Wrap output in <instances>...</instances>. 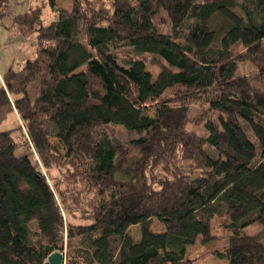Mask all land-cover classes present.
Returning <instances> with one entry per match:
<instances>
[{
    "label": "trees",
    "instance_id": "trees-1",
    "mask_svg": "<svg viewBox=\"0 0 264 264\" xmlns=\"http://www.w3.org/2000/svg\"><path fill=\"white\" fill-rule=\"evenodd\" d=\"M48 1L43 25L0 0L36 44L0 75V124L19 123L0 132V264H188L215 225L223 264H264V0Z\"/></svg>",
    "mask_w": 264,
    "mask_h": 264
},
{
    "label": "rangeland",
    "instance_id": "rangeland-1",
    "mask_svg": "<svg viewBox=\"0 0 264 264\" xmlns=\"http://www.w3.org/2000/svg\"><path fill=\"white\" fill-rule=\"evenodd\" d=\"M10 4L9 12L11 17L25 13L31 7L43 6V25H48L59 19L58 12L53 9L48 0H10ZM57 4L70 11L73 9L72 0H57ZM35 47V37L27 38L18 34L11 27V18L6 19L3 24H0V73H4L10 68L16 70L21 69L27 59L33 56ZM149 69L154 70V67L150 65ZM243 70L244 72H249L250 66H245ZM203 112H208V114L210 116L213 115L214 118H217L218 116L216 113L209 111L208 106L192 107L190 110V116L192 118L198 117L203 114ZM18 126L19 123L17 119L12 116L6 122L0 124V132L14 130L17 129ZM112 130L115 131L116 135L123 142L138 137L135 132L128 131L124 129V127L117 126L112 128ZM201 133H204V129H202ZM13 135L19 145L17 153L27 154L33 164L39 167V161L29 140L26 137H22V133L19 130L14 131ZM210 152L214 155L212 150H210ZM68 170V166H65L62 170V174ZM150 225L154 232L164 231V226L160 222H157V220H152ZM260 229L259 226H254L250 230V233L258 232ZM129 234L134 241L141 240L142 225L132 226L129 229ZM213 234L215 238L211 242L206 245L199 242L196 246L189 249L187 254L188 264H223L213 252L217 249H223L229 246V236L223 231L217 229L216 225L214 226ZM113 247L116 251L119 248V241L116 238L113 239ZM64 264H66V260Z\"/></svg>",
    "mask_w": 264,
    "mask_h": 264
},
{
    "label": "water",
    "instance_id": "water-1",
    "mask_svg": "<svg viewBox=\"0 0 264 264\" xmlns=\"http://www.w3.org/2000/svg\"><path fill=\"white\" fill-rule=\"evenodd\" d=\"M65 255L61 252L52 254L45 264H64Z\"/></svg>",
    "mask_w": 264,
    "mask_h": 264
},
{
    "label": "crops",
    "instance_id": "crops-1",
    "mask_svg": "<svg viewBox=\"0 0 264 264\" xmlns=\"http://www.w3.org/2000/svg\"><path fill=\"white\" fill-rule=\"evenodd\" d=\"M2 73H0V75H1Z\"/></svg>",
    "mask_w": 264,
    "mask_h": 264
}]
</instances>
